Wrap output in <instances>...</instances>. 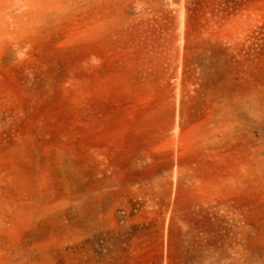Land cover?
I'll return each instance as SVG.
<instances>
[{"label":"rangeland","instance_id":"obj_1","mask_svg":"<svg viewBox=\"0 0 264 264\" xmlns=\"http://www.w3.org/2000/svg\"><path fill=\"white\" fill-rule=\"evenodd\" d=\"M0 264H264V0H0Z\"/></svg>","mask_w":264,"mask_h":264}]
</instances>
